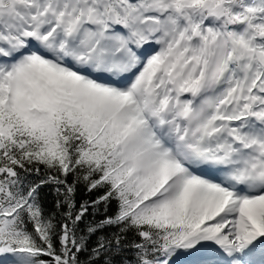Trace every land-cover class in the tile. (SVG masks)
Returning a JSON list of instances; mask_svg holds the SVG:
<instances>
[{
  "label": "snow or ice",
  "instance_id": "obj_1",
  "mask_svg": "<svg viewBox=\"0 0 264 264\" xmlns=\"http://www.w3.org/2000/svg\"><path fill=\"white\" fill-rule=\"evenodd\" d=\"M0 264H264V0H0Z\"/></svg>",
  "mask_w": 264,
  "mask_h": 264
}]
</instances>
